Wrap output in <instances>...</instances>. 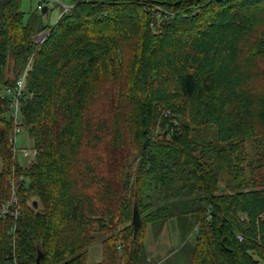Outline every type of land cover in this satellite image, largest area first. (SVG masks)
<instances>
[{
    "label": "trees",
    "instance_id": "16d2710c",
    "mask_svg": "<svg viewBox=\"0 0 264 264\" xmlns=\"http://www.w3.org/2000/svg\"><path fill=\"white\" fill-rule=\"evenodd\" d=\"M0 2V264H96L97 230L102 264H150L174 218L188 264H264V0Z\"/></svg>",
    "mask_w": 264,
    "mask_h": 264
},
{
    "label": "rangeland",
    "instance_id": "374dc122",
    "mask_svg": "<svg viewBox=\"0 0 264 264\" xmlns=\"http://www.w3.org/2000/svg\"><path fill=\"white\" fill-rule=\"evenodd\" d=\"M22 9L26 12V18L29 14L38 9V5L43 2H47L46 6L49 7L47 16H44L43 21L45 24H54L59 18L62 11V4H71L73 0H58V3L51 5V2L54 0H20ZM46 33V32H45ZM45 33H41L37 40H42ZM10 76L14 78V74L12 70L10 71ZM33 140L30 139L27 135L26 131H22L18 135V148L21 150L25 147L32 148ZM30 154L23 155L21 151L18 153V159L20 162L26 164V162H30L34 159L36 152L35 150H30ZM231 174L227 169L221 171L220 173V184L221 186L227 185L226 183L229 181ZM16 199L14 203H12V207L9 208V214H4L2 212V208H4V204L0 207V219H6L10 216H14L15 218L20 215V202L17 194L15 193V186L13 184V193L10 199V203L12 200ZM7 205V204H6ZM8 213V212H7ZM120 218V217H119ZM130 224V222H129ZM126 227V224L119 223L117 232H123V229ZM97 233V241L89 246L88 250V259L90 262L96 264H102L103 259V240L107 236L100 230L96 231ZM193 237V232H190L189 229L185 227L177 221V219H170L163 229L157 232V228L154 226L148 227V232L146 236V250L149 256L148 261L150 264H188L186 253L181 249V246L188 239ZM119 248H122L119 245Z\"/></svg>",
    "mask_w": 264,
    "mask_h": 264
},
{
    "label": "built area",
    "instance_id": "2783aa9c",
    "mask_svg": "<svg viewBox=\"0 0 264 264\" xmlns=\"http://www.w3.org/2000/svg\"><path fill=\"white\" fill-rule=\"evenodd\" d=\"M55 3H58V0H54L51 2V5H54ZM43 6H46V3L43 4ZM63 8H64V11H68L72 8V4H62ZM49 8V7H48ZM23 82H24V79L21 78V80H19L18 82V88H19V92L17 93V95L15 96V115L18 116V113L20 111V103H19V93H20V89L22 88L23 86ZM18 125L20 124V121L17 120L16 122ZM16 132H20V126H17L16 128ZM13 141H16V136L13 138ZM26 155L27 154H30L31 151L29 149H24L23 151ZM14 201H16V199L12 200L11 203H9L8 205H5L4 208H2V212L5 214L6 212H8L9 210V207L12 203H14ZM239 238L242 239V236L239 235ZM156 264V263H154Z\"/></svg>",
    "mask_w": 264,
    "mask_h": 264
},
{
    "label": "water",
    "instance_id": "95a60500",
    "mask_svg": "<svg viewBox=\"0 0 264 264\" xmlns=\"http://www.w3.org/2000/svg\"><path fill=\"white\" fill-rule=\"evenodd\" d=\"M1 5H2V3L0 2V7H1ZM47 9H48V6H45L43 9V13H46ZM149 141H150L149 138H147L146 142H145V146H147L149 144ZM132 222L134 224L135 231H137L142 224V215L140 212L138 199L135 200Z\"/></svg>",
    "mask_w": 264,
    "mask_h": 264
}]
</instances>
